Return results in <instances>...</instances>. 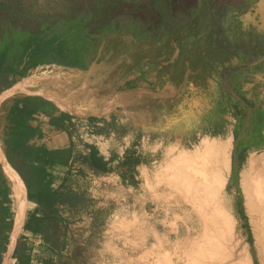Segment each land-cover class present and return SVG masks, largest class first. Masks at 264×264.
I'll use <instances>...</instances> for the list:
<instances>
[{"label": "crops", "instance_id": "1", "mask_svg": "<svg viewBox=\"0 0 264 264\" xmlns=\"http://www.w3.org/2000/svg\"><path fill=\"white\" fill-rule=\"evenodd\" d=\"M241 8L215 9L205 20L210 31L199 36L189 23L172 25L167 20L162 28L172 30L169 38H136L124 30L98 40L97 49L86 55L85 67L38 65L25 76L17 75L12 84L8 76V84L0 87V189L9 192L12 202L5 205L12 209L15 223L21 195L17 203L14 184L20 189L6 173L2 154L26 188L19 233L27 240L40 236L43 244L44 234L23 226L26 219L45 217L49 211L29 201L24 174L33 190L50 183L83 202L95 197L100 184H114L115 237L124 240L129 232L130 239L129 246L122 241L114 246V264H155V255L163 264L167 254L218 252L202 245L211 233L203 232L200 217L190 218L193 228L169 249L157 241L160 231L153 229L154 217L119 213V207L126 205L123 189L137 191L130 202L136 210L140 190L153 182L157 166L182 155L195 157L203 151L204 141H233L236 126L251 140L238 149L247 153L237 158V181L227 190L232 204L240 203L239 175L257 149L264 152V0L255 12L242 16ZM154 23L153 28L159 27ZM93 159L101 166H94ZM79 205L54 206L56 223L63 228L58 246H51L54 263L68 264L74 238L71 225L86 218L84 203ZM89 216L93 222L94 216ZM126 222L130 230L124 228ZM53 233L50 227L51 242ZM106 248L99 247L97 254H106ZM7 253L2 264L10 262L12 255L7 258ZM55 253L60 257L57 262Z\"/></svg>", "mask_w": 264, "mask_h": 264}, {"label": "rangeland", "instance_id": "2", "mask_svg": "<svg viewBox=\"0 0 264 264\" xmlns=\"http://www.w3.org/2000/svg\"><path fill=\"white\" fill-rule=\"evenodd\" d=\"M240 1L241 0H0V33L2 34L5 32L12 25L35 31L52 22L60 25L67 23L70 26L79 25L81 23L80 34L82 37L88 38L90 43L93 44L94 42H92V39L93 37H98V34H88L89 27L87 23L91 19L90 16L93 12L102 13L111 9L112 12H116L115 17L121 26L128 28L134 35L136 34V38H152L153 36H155V38H159L158 36H160V38H169L172 30L170 31L162 28L165 25H162V23L166 18L172 25L182 22L189 23V28L195 30L197 32L196 36H199L201 31H210L209 25L206 24L205 20H209L207 17L210 16L213 11L216 12L220 9L221 11H226V8L231 10L243 7L240 12L243 16L248 13L249 10L252 12L257 11L261 0H255L254 3H251L250 0H242L241 5H237L236 3ZM162 2H164V4ZM163 11L166 12V16L164 14L159 19V27L153 28L151 24H155L154 22H156L157 15ZM140 28H143V33L146 34V36L141 37L143 35L141 34ZM108 38H112V36ZM98 42L99 41L96 40V45ZM97 47L98 46H96V49ZM235 128L237 134L232 141L230 169L227 172V181L224 185L214 183L212 174L210 173H196V171L193 170H189L187 174L183 173V170H181L182 164L186 159L190 158V156L187 157L186 155H182L178 158H171L165 163H162L163 167L157 166L154 169L156 172L155 179L146 187V190H140V206L135 208L136 210L131 208L130 202L132 197L136 198L137 191L123 189V197L126 198V205H124L122 209L119 207V213H144L148 214L150 217H154L156 220L151 223L155 225L153 229L155 231H160V233L157 234V241H159L160 244L164 243L167 248L170 249V247L174 246L180 240L179 238L182 239L185 235L184 232L193 228L192 226H194V223L190 221L192 216L200 217L204 233L208 235L211 233L209 238L204 239L203 245L213 246L218 252H204L202 254H190L186 252L179 255L167 254L162 259L163 264H234L236 261L235 256L242 248H247L246 250L247 254H250L248 255L250 256L251 264H264V230L262 222L259 220L257 212L248 203L249 201H246V194L250 195L252 182L256 184L259 168L264 164V152L253 154L248 162L245 163L239 175V184L243 196L238 205H233L227 194V190L231 189L237 181V159L234 161L235 164L233 162L235 144L238 138L240 144L251 142L248 136L241 134V126H236ZM245 153H247L246 150ZM245 153H238L237 158H240V160L245 158ZM252 158L256 159L258 163H251ZM179 162L182 164H179ZM176 165H178L177 169L174 168ZM233 165L234 170L233 173H231ZM195 175L198 177L202 175L205 176L200 179L197 176L195 177ZM205 179L206 181L204 182L203 180ZM201 182L209 186L203 183L201 184ZM91 184L94 185L93 180ZM107 185L108 184L103 186L100 184L99 188L95 190V197L92 196L90 202L87 199H85L84 202L80 201L79 204L81 207L84 203V214L86 218L84 220L81 218L78 223L71 225L74 238L71 242L72 245H70L68 256L65 255V257H68V259L65 260L66 263L68 261V264H114V246H116V243L118 245L121 244L119 242L122 241L123 246L130 245L129 232L128 235H126L127 238L124 240L115 237V222L112 215L115 212V199L118 197V193L116 196L114 184H109V187ZM193 185L194 187H192ZM213 186L214 188L216 187V189L218 187L220 188L219 190L217 189L219 194L216 189L215 192L213 191ZM208 187L213 192L207 189L208 193H206L207 191L205 192V190ZM199 188H203L202 190H204L205 193L200 191ZM246 188H248L249 191L248 189L246 190ZM192 193L196 194L197 197ZM212 193L214 195H212ZM201 194L203 195L201 196ZM208 194L211 195L209 196ZM185 195L187 198L191 197L192 200L191 198L187 200ZM201 198L204 200L200 201ZM169 200L171 202L168 204ZM89 207L90 209H88ZM220 210H224L225 213L232 218L234 223L232 225V230H230L231 228L229 229L227 224L223 223L224 221L221 217ZM76 212L75 214H77ZM79 215H81V213H79ZM89 215L94 216L93 222L89 223ZM215 215L218 217H215ZM215 218H217V220ZM220 218H222V223ZM158 219L164 220L159 222L157 221ZM139 224L146 225L147 223L139 222ZM123 225L126 230H130L129 222L123 223ZM51 230L54 231L51 246L53 244V247L56 248L58 246L60 232L63 228L60 227L59 223H54L51 225ZM89 231H91L90 236H88ZM230 232L232 234H230ZM232 235L234 236L233 238ZM160 236L161 238H159ZM29 237L31 238L28 239V245L32 249L38 247L39 256L42 258L51 256V251L47 250L45 246L41 244L40 236L31 235ZM99 247H101L102 251H105L106 248V254L98 255L97 250ZM54 257L56 262L60 258H58L56 253ZM125 257H128V254H125ZM154 257V263L159 264V256L155 255ZM62 261L63 260H60V262L58 261L59 263L57 262L55 264H65L64 262L62 263ZM38 264H42L41 261H39Z\"/></svg>", "mask_w": 264, "mask_h": 264}, {"label": "trees", "instance_id": "3", "mask_svg": "<svg viewBox=\"0 0 264 264\" xmlns=\"http://www.w3.org/2000/svg\"><path fill=\"white\" fill-rule=\"evenodd\" d=\"M162 3L164 4V2ZM115 13L111 9L102 13H92L87 26L89 27L88 34H98V37H93V44L90 43L88 38L82 37L80 34L81 23L70 26L67 23L60 25L52 22L35 31L14 25L10 26L8 30L2 34L0 33V87L3 84H8L9 75H11L10 83L12 84L17 75L25 76L31 68L38 65L55 63L77 68L85 67L86 55L90 49L96 48V40L129 30L121 26L115 17ZM164 14L166 16L165 11L157 15L155 21L159 22ZM167 20L166 18L164 22ZM140 30L143 35V28H140ZM250 150L255 151L256 149L251 147ZM257 150L258 152L262 151ZM92 163L96 167L101 166L99 160L93 159ZM44 175L46 174H43L42 177ZM21 176L28 187L29 201L38 203L44 210H49L45 217L34 215L26 219L23 229L35 234H44L43 246L51 251V237L47 235V232L52 224L59 221L57 210L54 207L55 204L64 202L72 207H77L80 198L69 192L60 193L50 183L44 185L43 189L33 190L29 188L27 177L24 174H21ZM239 191L243 196L241 188ZM6 202H12L9 192L0 189V264L6 256L14 225V213L8 205H5ZM13 251L9 264H37L39 261L42 264H55L51 256L47 258L39 256L38 247L32 249L22 233L19 235Z\"/></svg>", "mask_w": 264, "mask_h": 264}, {"label": "bare ground", "instance_id": "4", "mask_svg": "<svg viewBox=\"0 0 264 264\" xmlns=\"http://www.w3.org/2000/svg\"><path fill=\"white\" fill-rule=\"evenodd\" d=\"M221 65V64H220ZM227 102V101H226ZM199 108V107H198ZM212 112V111H211ZM185 123V122H184ZM175 125V124H174ZM231 151H232V141H225V142H211V141H204V148H203V151L201 153H199L198 155H196L195 157H190L188 159L185 160V162L182 164L181 162H179V164H182V168L181 170H183V173L187 174L189 173V170L190 171H196L197 172H203L204 174L205 173H210L212 174V177L210 175V177L214 180V183L216 184H220V185H224L227 181V172L229 171L230 169V159H231ZM188 157V155H186ZM187 157H184V158H187ZM1 159H2V162L4 164V167H5V170H6V173L9 175V177L12 179V180H16L18 185H19V189L20 191L18 190L17 188V185L16 183L14 184V187H15V197H16V202L19 203V192H20V195H21V201L19 204H17V210H18V216L17 218L15 219V223H14V229L12 234H11V238H10V242H9V250L7 251V258L11 255L15 245H16V242H17V239H18V235H19V230L22 226V223H23V213H24V208H25V204H26V188L24 186V184L22 183L21 179L19 178V176L16 174V172L11 168V166L6 162V159L4 158V156L1 154ZM176 161V160H174ZM184 161V160H183ZM172 162V161H171ZM251 163H258V161L254 158H252V162ZM177 166L174 167L175 169H177ZM260 167V166H259ZM174 170V169H173ZM175 172V171H174ZM258 175H257V181H256V184H253L252 182V185H251V190H250V195L248 196L246 194V197H247V202L252 206V208L257 212V214L259 215V220H261L262 222V226H263V230H264V164L259 168V171H258ZM198 175V174H197ZM195 175V177L197 176ZM205 175H202L198 178L201 179V177H203ZM178 177V176H177ZM176 177V178H177ZM188 177V176H186ZM207 177V175H206ZM205 177V178H206ZM175 178V179H176ZM184 178V177H183ZM189 178V177H188ZM181 179V178H180ZM192 179V177H191ZM197 179V178H196ZM14 180V181H15ZM185 180V178H184ZM189 180V179H188ZM208 180V179H207ZM177 181V180H176ZM204 182L206 181L203 180ZM210 181V180H209ZM246 181V180H245ZM181 182V181H180ZM197 182V181H196ZM195 182V183H196ZM208 182V181H207ZM249 182V181H248ZM186 183V182H185ZM194 183V182H193ZM192 183V184H193ZM203 182H201L202 184ZM251 183V182H250ZM171 184V183H170ZM169 184V185H170ZM182 184V183H181ZM205 184V183H203ZM215 184V185H216ZM198 185V184H197ZM207 185V184H205ZM214 185V186H215ZM247 185V184H246ZM245 185V186H246ZM177 186V185H176ZM200 186V185H199ZM209 186V185H207ZM205 186V187H207ZM213 186V188H214ZM249 186V184H248ZM194 187V185L192 186ZM223 187V186H222ZM185 188V187H183ZM212 188V189H213ZM250 188V186H249ZM192 189V188H191ZM200 189V188H199ZM203 189V188H202ZM200 189V191H202L203 193H208V188H206L205 192L204 190ZM205 189V188H204ZM216 187L214 188V192L218 189H220L219 187L216 189ZM248 188H246L247 190ZM211 190V189H209ZM217 190V192H218ZM211 190V192H213ZM245 191V190H244ZM249 191V189H248ZM197 192V191H196ZM247 192V191H246ZM249 193V192H248ZM184 194V193H183ZM193 195L196 196V194L192 193ZM219 194V192H218ZM217 194V195H218ZM191 195V193H190ZM203 194H201L202 196ZM209 195V194H208ZM211 195V194H210ZM209 195V196H210ZM212 195H214L212 193ZM188 196V195H187ZM186 197V195H185ZM197 197V196H196ZM187 198V197H186ZM191 197H188L187 200L189 199L190 200ZM203 198V197H202ZM204 200V199H202ZM209 198V197H208ZM212 198V196H211ZM196 199V198H194ZM193 199V200H194ZM206 199V198H205ZM210 199V198H209ZM192 200V198H191ZM197 200V199H196ZM217 200V199H216ZM215 200V201H216ZM198 201V200H197ZM196 201V202H197ZM210 201V200H208ZM193 202V201H191ZM220 206V205H219ZM218 206V208H219ZM217 208V207H216ZM215 209V208H214ZM212 211V210H211ZM217 211V210H215ZM214 211V212H215ZM221 211V217L223 218V221L221 220L222 218H220L221 220V223L223 222L224 224H227V226H229V229L232 230V225L234 224L233 221H232V218L230 217V215H227L225 213L224 210H220ZM252 211V209H251ZM211 213V212H210ZM213 213V212H212ZM211 213V214H212ZM214 214V213H213ZM218 215V214H217ZM220 215V214H219ZM203 216V214H202ZM181 217V216H180ZM205 217V216H204ZM212 217V215H211ZM210 217V218H211ZM215 217H218L215 215ZM217 220V218H215ZM234 219V218H233ZM236 220V219H235ZM258 221V220H257ZM259 222V221H258ZM216 224V222H215ZM219 224V223H218ZM223 224V225H224ZM206 225V224H205ZM218 226V225H217ZM261 226V227H262ZM234 228V227H233ZM260 228V227H259ZM219 229V228H218ZM226 231H228L227 229H225ZM232 232V231H231ZM230 232V234H232ZM218 233V232H217ZM263 234V233H262ZM214 238V236H213ZM203 245V244H202ZM206 245V244H204ZM226 245V244H225ZM202 247V246H201ZM247 248H242L241 250H239V253L236 254V261L234 262V264H251V260H250V254L248 255L247 254ZM217 251V250H216ZM227 251V250H226ZM14 252V251H13ZM199 253V252H198ZM198 256V255H197ZM231 256V255H230ZM233 263V262H232Z\"/></svg>", "mask_w": 264, "mask_h": 264}, {"label": "water", "instance_id": "5", "mask_svg": "<svg viewBox=\"0 0 264 264\" xmlns=\"http://www.w3.org/2000/svg\"><path fill=\"white\" fill-rule=\"evenodd\" d=\"M240 142L237 140L236 141V144H235V151H234V154H233V162L237 159V154H238V149H239V147H241V146H243V145H245L246 143H243V144H240ZM15 248V247H14ZM14 250V249H13ZM12 253H13V251H12ZM12 253H11V255H12ZM10 255V256H11Z\"/></svg>", "mask_w": 264, "mask_h": 264}, {"label": "flooded vegetation", "instance_id": "6", "mask_svg": "<svg viewBox=\"0 0 264 264\" xmlns=\"http://www.w3.org/2000/svg\"><path fill=\"white\" fill-rule=\"evenodd\" d=\"M241 3H242V0L239 2V3H236L237 5H241Z\"/></svg>", "mask_w": 264, "mask_h": 264}]
</instances>
